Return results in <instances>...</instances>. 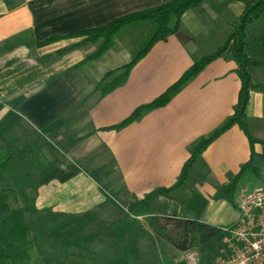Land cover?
<instances>
[{"label": "crops", "instance_id": "obj_1", "mask_svg": "<svg viewBox=\"0 0 264 264\" xmlns=\"http://www.w3.org/2000/svg\"><path fill=\"white\" fill-rule=\"evenodd\" d=\"M168 1L0 0V123L12 115L11 125L16 129L29 126L36 132L46 133L55 146H63L59 151L68 163H85L95 170L96 176L107 174L112 179L115 173L118 178L115 183L109 177L108 184L105 183L108 187L100 186L86 172L68 170L51 149L49 159L60 172L63 171L64 179L49 178L46 186L37 189L36 208L52 209L63 215H81L106 203L108 195L121 188V192L114 193H122L127 210L140 222L134 230L145 233V238H155L156 244H162L164 239L153 227H143L141 222L146 219L184 218L220 229L238 221L239 199L243 193L250 192L243 181L247 184V176L252 172L257 185L262 182L260 175L264 174V64L249 69L258 88L250 92L246 110L252 135L262 141L253 147L252 164L257 172L247 170L243 174L234 205L220 194L252 155L250 142L238 126L218 137L196 160L186 197L176 191L170 197H156L147 210L138 208L132 212V204L147 194L173 186L190 157V145L234 113L241 88L237 63L226 58L213 61L167 106L116 131L109 128L120 125L138 107L158 98L182 77L195 59L203 57V53L198 52L202 46L200 40L215 41L217 34L208 33V23L196 13L197 9L183 15L178 35L154 45L134 66L127 81L103 97L97 90L98 83L107 72L122 65H94L83 71L104 54L98 60L75 68L98 49L85 46L99 44L83 38L63 39L44 46L37 44L54 36L98 28L124 15ZM226 1L211 0L201 7ZM238 5L236 16L243 9L241 2ZM232 6H224L229 12L228 19H224L227 16L224 15L220 21L226 26L220 38L223 43L235 18ZM262 34L258 33L257 37ZM247 53L264 62V42L249 43ZM127 56L124 65L133 60ZM83 72L88 74L82 76ZM64 235L63 242L70 248V235ZM181 253L182 258L174 256L171 264H185L184 252ZM90 255L110 257L105 250L95 252L93 249ZM199 256L202 262L208 263L215 254ZM68 257L56 254L48 259L51 263L64 264Z\"/></svg>", "mask_w": 264, "mask_h": 264}, {"label": "trees", "instance_id": "obj_2", "mask_svg": "<svg viewBox=\"0 0 264 264\" xmlns=\"http://www.w3.org/2000/svg\"><path fill=\"white\" fill-rule=\"evenodd\" d=\"M208 1L210 0H170L167 3L153 8L124 15L98 28L75 31L64 36H54L37 44L38 46H44L63 39L72 38H83L84 41L99 44L98 49L93 54L87 56L82 62L75 66L77 69L88 62L98 60L106 54L123 29L144 24H152L153 30L144 48L129 64L107 72L98 83L97 90L100 93V97H103L122 86L127 81L134 66L149 53L154 45L166 41L169 37L178 35L181 32L182 17L186 12L198 9ZM233 1L243 4V12L239 19L233 23L232 30L224 43L217 47L211 54L195 59L192 66L182 77L154 101L138 107L132 115L120 125L109 128L119 131L139 121L147 113L167 106L174 96L184 89L210 63L219 58L231 59L238 65L237 74L241 81V88L234 113L208 135L199 138L190 145V157L184 164L173 186L170 188H158L147 194L143 199L132 204V212L138 208L149 209L150 203L156 197H170L176 191L187 189L190 172L196 160L218 137L234 126H238L248 138L252 148V155L250 161L241 167L240 172L224 188L220 196L234 205L233 199L243 174L247 170L257 172L252 164L255 156L253 147L256 143L262 141L257 140L252 135L246 110L250 100V92L258 88L257 85L253 83L249 69L253 66L262 65L264 62L249 56L247 53V46L249 45L248 33L253 30H255V32L257 31L255 35L263 32L262 36L257 37L255 42H264V0ZM251 38H253V32ZM11 159L12 156H9L5 162L1 163L0 170L7 168ZM10 192V189H0V264H25L32 258L33 249H35L39 255L47 258L51 255L59 254L60 251H58V243L56 241L61 240L63 242L66 236L61 234L62 236H58L60 239H56V235L54 234L55 227H36L34 223L30 222L27 218L28 210L35 204L36 197L29 199L27 194L21 191L25 205L23 207L14 208L10 203ZM151 227H153L156 234L181 252L195 250L213 239H216L217 242H221L224 237L220 228L197 220H188L184 218L154 217L151 221ZM59 245L62 246L60 243ZM222 246L223 245H216L217 248L215 252H211L212 255H216L219 248Z\"/></svg>", "mask_w": 264, "mask_h": 264}, {"label": "rangeland", "instance_id": "obj_3", "mask_svg": "<svg viewBox=\"0 0 264 264\" xmlns=\"http://www.w3.org/2000/svg\"><path fill=\"white\" fill-rule=\"evenodd\" d=\"M228 5H233L231 12L235 16L233 19L234 23L239 19L243 9L240 15L236 16L239 5L238 2L233 0L218 2L214 5L210 4L208 8L199 7L195 10L202 20L208 23V33L217 34L215 41L210 38H207V43L206 39L205 41L200 40L202 46L198 52L203 53V57L211 54L218 46L223 44L220 38L226 32V26L221 25L220 21L224 18V15L229 14L224 8V6L227 7ZM224 19H228V15ZM152 30V24L123 29L120 35L116 37L110 50L98 60L99 62H91L83 71L90 70L91 67H95L94 65L123 66L125 64V56L128 55L130 58H134L144 48ZM252 32L253 38H251ZM256 32L253 30L248 33V43L255 42L257 39ZM205 43L206 45H204ZM85 47L87 49H97L98 45L88 44ZM84 72L82 76L88 74L87 72L84 74ZM13 119V116L9 115L0 123V164L5 162L9 156H12L8 167L0 170V189H10L9 195L12 207L18 208L25 205L21 191L25 192L29 199H32L38 196L37 189L40 186H46L49 178L64 179L63 171L60 172V169H57L58 167H55L49 159V154L52 152L51 149L54 151L53 153H56L57 160L63 162L62 164L66 165L68 170L86 172L98 185L107 186L105 183H107L106 179L110 177L109 175L96 176L94 174L95 170L91 167H86L85 163H76L75 161L73 164L68 163L64 155L59 151L63 146H55L47 138L46 133L36 132L29 126L16 129V126L11 125ZM114 174L111 175L112 179L111 177L110 179L118 183V178ZM247 178H249L247 184L245 180L243 184L248 186L250 191L258 185L264 187V174L260 175L259 178L262 182L257 183V185V178L252 172H249ZM120 189H116L114 192H121ZM114 192L108 195L106 203L97 205L94 209L81 215H63L52 209H38L34 204L35 206L33 205L29 208L27 218L36 227H55L54 234L56 239H60L58 236H62L61 234L70 235L71 238L69 237V239L71 240L68 242L71 245L70 248H67L65 246L66 243L64 244L61 240L56 241L58 243V251H60L59 255L70 256L64 264H103V261H105L104 264H171L174 256L175 258H182L183 254L169 243L167 244L165 240H162L163 246H161L162 244L160 243L156 244L155 238H145V233L136 232L134 227H139L140 222L127 210L126 201L122 193L117 195ZM186 192V189L180 190L178 195L184 196ZM152 219H146L141 222L143 227L144 225L145 227H151ZM216 242L217 240L213 239L195 250L202 257L210 256L212 255L211 252H215L216 245H223V241ZM93 249L95 252L105 250L110 257L108 259L92 257L90 252ZM32 254L30 261L25 264H55L49 262L47 257L39 255L35 249L32 250Z\"/></svg>", "mask_w": 264, "mask_h": 264}, {"label": "built area", "instance_id": "obj_4", "mask_svg": "<svg viewBox=\"0 0 264 264\" xmlns=\"http://www.w3.org/2000/svg\"><path fill=\"white\" fill-rule=\"evenodd\" d=\"M238 221L221 229L223 246L210 263L199 254L184 252L185 264H264V188L256 187L239 199Z\"/></svg>", "mask_w": 264, "mask_h": 264}]
</instances>
